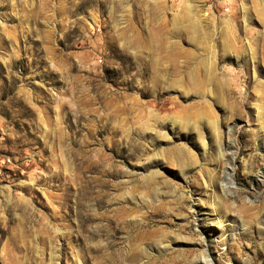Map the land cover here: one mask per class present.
Instances as JSON below:
<instances>
[{
    "label": "rangeland",
    "instance_id": "rangeland-1",
    "mask_svg": "<svg viewBox=\"0 0 264 264\" xmlns=\"http://www.w3.org/2000/svg\"><path fill=\"white\" fill-rule=\"evenodd\" d=\"M202 250L264 264V0H0V264Z\"/></svg>",
    "mask_w": 264,
    "mask_h": 264
},
{
    "label": "bare ground",
    "instance_id": "bare-ground-1",
    "mask_svg": "<svg viewBox=\"0 0 264 264\" xmlns=\"http://www.w3.org/2000/svg\"><path fill=\"white\" fill-rule=\"evenodd\" d=\"M225 174H226L225 175L226 176V180L228 182H230L231 181V178H232V175H231L232 173L227 172ZM179 195H180V197H182V194L181 193ZM201 258H202L201 260L203 261V264H211V262H212V261L209 260V257L207 256V251H205V250H202V252H201Z\"/></svg>",
    "mask_w": 264,
    "mask_h": 264
}]
</instances>
